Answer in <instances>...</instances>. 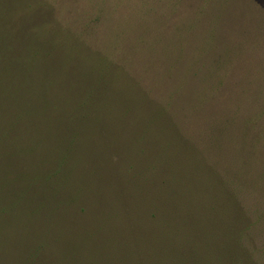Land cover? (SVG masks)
Returning a JSON list of instances; mask_svg holds the SVG:
<instances>
[{
    "label": "rangeland",
    "instance_id": "374dc122",
    "mask_svg": "<svg viewBox=\"0 0 264 264\" xmlns=\"http://www.w3.org/2000/svg\"><path fill=\"white\" fill-rule=\"evenodd\" d=\"M25 24L62 45L35 67L49 81L31 85L34 98L51 101L55 131L63 116L76 124L52 191L39 172L51 142L18 159L2 139V99L33 77L19 56L34 50L18 38ZM139 207L154 213L144 227L178 226V249L161 257L149 243L111 261L264 264V0H0V264L17 254L6 227L24 226L30 243L59 230L72 239L123 210L118 225L137 231ZM106 229L96 243L130 233ZM44 239L29 264H47Z\"/></svg>",
    "mask_w": 264,
    "mask_h": 264
},
{
    "label": "trees",
    "instance_id": "16d2710c",
    "mask_svg": "<svg viewBox=\"0 0 264 264\" xmlns=\"http://www.w3.org/2000/svg\"><path fill=\"white\" fill-rule=\"evenodd\" d=\"M34 28L35 27L32 25L28 26L27 24H25L19 31L18 38L20 40L32 41L34 45V50L31 54H29L27 49H25V47L27 46V44H25V47H21V55H19L27 61V70L29 73L33 74V77H29L24 83L19 84L20 86L17 90L19 94L17 96L6 95V97H3L2 139L5 144L9 143V145L6 146H9L12 155L18 159L27 158L24 157V155H28V152L39 153L41 151V147L39 146V144H41L40 142L46 144H48V142H51L47 155L44 154L43 157H41L44 160L43 165L39 168V172H42L44 175L42 178L44 181L41 191H52L56 188V182L57 180L59 181L61 177V166H68V158H70L71 162H73V152L75 149L73 147L74 143L66 146L65 141L68 133H74V131L71 129V126L76 124L74 123L72 117H67L65 120L63 116L60 119L61 124L58 127L60 128L62 126L64 130L57 129L55 131V128L52 125L53 120H49V117L54 114L51 101H49L48 99L47 101H41V99L34 98L35 95H33L34 91L31 88V85L37 83L41 85V83L49 81L47 77L36 71L35 67H42L43 69H46L47 63L44 60L49 58L53 53L58 52V49L62 46L61 40L59 39H56L57 45L54 48L50 47V41L48 42V40L43 39L39 40V35H36L33 31ZM33 60V65L30 67V63H28V61L32 62ZM21 86L22 89L20 88ZM41 110H44V112L40 114ZM98 112L100 115L101 109L98 110ZM39 115L43 116L48 125L43 124L40 119L38 120ZM99 115L95 113L92 114L90 118L89 116H87V118L91 119L95 116L98 117ZM57 144H59L61 148H57ZM106 147L108 148V146ZM52 167L60 168L58 174L54 175V173H50L49 169ZM47 172L49 174H47ZM47 180L50 181V185L47 186H51L50 189L44 187L45 181ZM20 188L22 189L21 186ZM20 197L22 196L20 195ZM35 200H37V198ZM52 212H54V209L50 213ZM53 215L54 213H52V216ZM133 216L141 220L140 227L137 231H134V229L128 224L118 225V220H124L125 218H127V212L121 210V216L119 214H116L115 212H111L110 217H108L107 215L106 217L99 219L95 228L91 227V229H86L87 231H89V233H86L85 229H83V231H79L78 235L72 239H70L69 236H66V234L61 230L50 233L51 235H49L48 232H44V234H46L40 237V240L45 238L43 242L47 244L49 248V251H47L46 254V260H48L47 264H58V261L60 260H64L65 264H77L76 260L79 258L87 262H97L96 264H125V262H127V259L126 255H124L123 253L121 254L123 255L122 258L114 257L112 261L110 260V257H108V254L116 255L124 250L125 253L128 254V250L130 251L131 249H133L134 253H138L142 251V247H144L145 244L149 243L154 244V254L159 251V246L161 244L163 245L161 246L160 251L161 257L163 255L167 256L165 255L166 249H163L167 246L171 248L170 251L178 249L177 247H179V243H181L178 242V240L180 239V235L177 231L178 226H173L171 228V226L169 225H153V227L146 225L144 227L142 225V222L154 217V213L151 212V207L148 211L145 212L140 210L139 207L138 210L133 213ZM245 218H247L246 215L244 216V219ZM114 219L116 220L113 221ZM34 221L36 222L35 218ZM113 226H127V230L130 232L128 237L126 234L125 239H121V234L115 231L111 234L108 233L110 234L109 241H107L105 244L100 245L99 243H96L97 235L103 233V231L110 232L106 228H112ZM146 227L149 228L147 229ZM9 228L10 227L4 228V233L7 235L5 236V249L9 246V249L13 251V253H17L15 255V259L10 262V264H29L30 260L37 259L33 251L38 247L37 244L40 241L38 240V237L35 238V240L33 239V241L30 243L27 239V236L20 233L24 232V229H22L24 228V226L20 227L18 225L15 228H10L11 231L8 232ZM189 229H192V225L191 227H185L186 232L190 231ZM92 239L93 242H91ZM159 240H161V242ZM62 243H64V247L58 249V244ZM11 244L12 247L10 248ZM71 251H73L75 255H72ZM69 256L75 258H72L69 261ZM50 259H55L56 261L51 262L49 261Z\"/></svg>",
    "mask_w": 264,
    "mask_h": 264
}]
</instances>
